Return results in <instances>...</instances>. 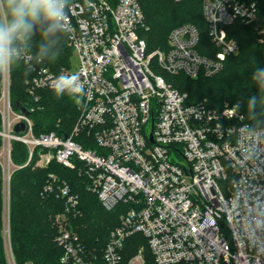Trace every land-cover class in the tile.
Segmentation results:
<instances>
[{"label":"built area","instance_id":"built-area-1","mask_svg":"<svg viewBox=\"0 0 264 264\" xmlns=\"http://www.w3.org/2000/svg\"><path fill=\"white\" fill-rule=\"evenodd\" d=\"M68 2L67 36L77 65L55 72L34 60L32 51L21 59L32 72L26 81L30 101L23 103L30 114L12 100L11 73L0 75L1 154L9 167L13 141L27 146L28 160L39 149L42 165L56 160L74 168L83 162L103 207L122 204L120 222L102 250L105 264H119L126 239L136 233L147 238L154 264H264V126L249 131L237 104L189 103L188 94L165 76L220 72L226 57L240 49L227 29L236 21L255 25L264 41L258 3L203 0L215 45L214 54H204L200 29L192 22L171 30L167 50L149 52L139 0ZM61 72L80 77L83 106L70 133L37 134L32 113L40 108V91L52 89ZM21 122L27 127L17 131ZM83 131L94 147L76 140ZM59 192L67 211L77 208L68 183ZM7 225V264H17ZM56 241L63 251L61 264H99L95 249L86 247L72 227L61 224ZM129 264H150L144 246Z\"/></svg>","mask_w":264,"mask_h":264},{"label":"trees","instance_id":"trees-1","mask_svg":"<svg viewBox=\"0 0 264 264\" xmlns=\"http://www.w3.org/2000/svg\"><path fill=\"white\" fill-rule=\"evenodd\" d=\"M114 2L115 0H111ZM144 11L145 20L141 35L146 39L148 51L167 50L169 48V34L171 30L182 23L192 22L201 32L199 50L204 54H214L215 45L211 41L208 23L204 15L203 0H139ZM256 1L259 12L264 16V0ZM183 6L186 12L181 18L174 16L173 7ZM177 7V8H178ZM201 10L203 16H197L189 11ZM228 34L236 39L240 45L238 53L228 55L224 68L213 76L200 75L192 78L184 73L165 74L180 91L188 94V102L206 101L209 106L221 108L226 104H237L245 115L246 122L253 126L255 121L250 117L247 108V98L257 94L258 89L252 81V74L256 67H264V41L259 38L258 30L253 24L236 21L228 26ZM59 43L56 45L59 55L53 61L45 59V63L55 72L72 67L73 48L66 33H58ZM41 42L39 32L32 41V52L36 55L37 46ZM153 59V66L157 67ZM23 61L14 65L11 72V96L13 102L26 103L30 101L27 92V79L32 72ZM40 108L32 113L35 132L55 131L60 135L71 132L79 116V105L66 93L57 98L52 89L40 91ZM264 126V119L255 127ZM1 127V118H0ZM83 146H95L87 131L76 137ZM0 136V149L2 147ZM39 149H35L30 160L27 146L20 141H13L12 161L16 168L11 174L9 225L11 244L17 264H61L63 253L56 237L59 229L56 216L62 213L66 218L63 223L72 227L79 235L84 245L95 249L99 257V264H105L102 250L108 241L110 231L120 222L122 204L102 212L103 206L98 195L89 187L88 177L84 171L83 162H77L76 167L63 166L56 160L47 165L36 166ZM55 175V178L51 176ZM68 183L71 192L79 200L76 209L67 211V199L59 192V187ZM3 176L0 162V264H7L4 237V207H3ZM52 189L46 190V186ZM60 221V218L58 219ZM141 246L150 264H154L153 255L147 244V238L136 233L129 236L125 242L123 258L119 264H129L130 257Z\"/></svg>","mask_w":264,"mask_h":264},{"label":"clouds","instance_id":"clouds-1","mask_svg":"<svg viewBox=\"0 0 264 264\" xmlns=\"http://www.w3.org/2000/svg\"><path fill=\"white\" fill-rule=\"evenodd\" d=\"M68 7V0H0V75L11 73L14 65L31 54L37 32L41 42L33 59L39 63L45 59L54 61L59 55L58 33L70 36ZM251 78L258 89L257 94L247 98L249 115L255 121L249 131L254 134L255 125L264 119V67H256ZM50 86L57 98L67 93L83 106L81 97L85 89L78 75L61 72Z\"/></svg>","mask_w":264,"mask_h":264},{"label":"rangeland","instance_id":"rangeland-1","mask_svg":"<svg viewBox=\"0 0 264 264\" xmlns=\"http://www.w3.org/2000/svg\"><path fill=\"white\" fill-rule=\"evenodd\" d=\"M175 6L173 7L174 11H176V13H174V16L176 18H181V16L184 15V12H186L187 10H185L184 8H182L183 6ZM191 11L192 13L196 14L197 16H203V13L201 12V10H197V9H194L193 7H191V9L189 10ZM77 65V55L74 54L73 52V59H72V66L75 67ZM154 68H155V65H154ZM158 71V70H156ZM0 159L2 160L3 163H6L5 164V169L2 167V176H3V207H4V227H5V224L7 225L8 222H9V210H10V184H11V175H10V178L8 177L9 175V171H11V174L13 172V170L16 168V166L10 162V167H9V160L8 159H4L3 155L1 154V149H0ZM40 166L42 164H40V158L38 156L37 160H36V166ZM101 209H102V212H107L108 210L101 206ZM60 218V221L58 220ZM65 219L66 216L63 215L62 213H59L57 216H56V223H57V227L58 229L60 228V222L62 219ZM63 224H66V223H63ZM8 226V225H7Z\"/></svg>","mask_w":264,"mask_h":264},{"label":"water","instance_id":"water-1","mask_svg":"<svg viewBox=\"0 0 264 264\" xmlns=\"http://www.w3.org/2000/svg\"><path fill=\"white\" fill-rule=\"evenodd\" d=\"M16 105L23 111V112H26L28 114H30V111L24 106V104L20 101H17L16 102ZM26 125L24 123H18L16 126H15V129L17 131H20V130H25L26 129ZM151 139H153V136L151 135L150 136Z\"/></svg>","mask_w":264,"mask_h":264}]
</instances>
